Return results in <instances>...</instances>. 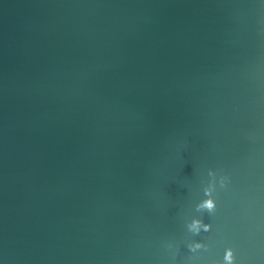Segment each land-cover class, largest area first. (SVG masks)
<instances>
[{
	"label": "water",
	"instance_id": "obj_1",
	"mask_svg": "<svg viewBox=\"0 0 264 264\" xmlns=\"http://www.w3.org/2000/svg\"><path fill=\"white\" fill-rule=\"evenodd\" d=\"M208 165L205 238L264 256L260 0H0L5 264H164Z\"/></svg>",
	"mask_w": 264,
	"mask_h": 264
},
{
	"label": "clouds",
	"instance_id": "obj_2",
	"mask_svg": "<svg viewBox=\"0 0 264 264\" xmlns=\"http://www.w3.org/2000/svg\"><path fill=\"white\" fill-rule=\"evenodd\" d=\"M260 4L264 5V0H260ZM232 183L231 171L224 168L208 165L199 170L194 201L198 214L184 216L180 213L183 236L161 240L160 250L166 258L164 264H264V256L260 254L245 261L238 246L229 239L221 238L214 247L204 236L214 230V218L221 207L219 193L228 190ZM0 264H5L2 257Z\"/></svg>",
	"mask_w": 264,
	"mask_h": 264
}]
</instances>
